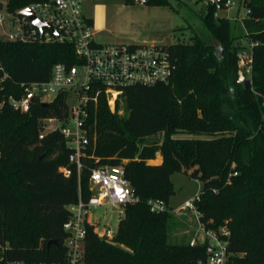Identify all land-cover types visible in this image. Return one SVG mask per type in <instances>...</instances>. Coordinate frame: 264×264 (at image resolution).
Returning a JSON list of instances; mask_svg holds the SVG:
<instances>
[{
  "label": "trees",
  "instance_id": "1",
  "mask_svg": "<svg viewBox=\"0 0 264 264\" xmlns=\"http://www.w3.org/2000/svg\"><path fill=\"white\" fill-rule=\"evenodd\" d=\"M36 1L43 0H6L5 7L14 12ZM240 6L249 10L246 36L257 42L250 86L236 81L240 45L233 44V24L214 18L209 7L201 18L213 41L193 35L189 43L165 45L172 66L167 83L124 87L114 111L105 94L98 96L85 124L79 172L61 131L39 138L41 119L65 117L64 94L47 104L35 99L28 112L7 101L21 95L20 83L47 80L53 64L74 63L72 45L0 40V78L7 75L0 89V264L65 262L67 206L90 196L89 175L100 165L123 166L139 201L123 208L110 240L86 226L82 264H196L205 258V244L165 243L159 226L171 209L153 212L147 204L156 198L168 205L177 172L202 182L194 202L200 221L212 229L228 226L227 264H264V0H241ZM152 135L161 139L149 140ZM157 153L161 160L150 163Z\"/></svg>",
  "mask_w": 264,
  "mask_h": 264
},
{
  "label": "built area",
  "instance_id": "2",
  "mask_svg": "<svg viewBox=\"0 0 264 264\" xmlns=\"http://www.w3.org/2000/svg\"><path fill=\"white\" fill-rule=\"evenodd\" d=\"M131 3L147 5L151 0H126ZM202 2L214 8L215 12L232 7L231 0H192ZM82 0H43L29 3L14 11L8 12L11 29L5 41L21 43H69L74 51V63L58 62L51 67L49 78L45 81L22 82L23 91L19 97H8L10 106L19 112H28L36 99L42 104L51 102L57 95H65L66 115L63 119L43 118V130H59L67 139L74 152L69 161L76 164L78 172L82 164L80 154L88 143L85 124L91 105L95 104L100 94H105L108 104L119 95L124 87L131 85H154L167 83L172 73V66L166 44L162 43H98L94 38L92 20L85 16L81 7ZM5 3L0 12L5 9ZM23 9H29L40 21L52 28L40 29L25 15H19ZM249 10L245 11L247 15ZM0 26L4 19L0 13ZM257 44L252 42L251 47ZM251 62V56L249 57ZM249 69L247 68V71ZM4 73L1 82L6 77ZM238 83L245 81L242 72H238ZM69 96L73 97L69 103ZM68 176L70 170L62 168ZM236 174V172H234ZM90 196L67 206L69 218L63 224L66 248L65 262L54 264H82L84 257V239L86 226L94 225L99 237H112L116 229L99 232L95 222H91L92 208L110 205L123 209L128 204L139 201L135 190L126 177L121 165H100L93 168L89 175ZM198 195L184 203L180 209L190 210L196 215L198 228L202 232L192 238L190 246L205 244L207 255L196 264H227L230 252L228 242L230 230L225 224L217 229L207 228L200 221L195 207ZM147 204L153 212H164L168 205L163 199L150 198ZM7 264H27L24 261H10ZM45 264V263H32Z\"/></svg>",
  "mask_w": 264,
  "mask_h": 264
},
{
  "label": "rangeland",
  "instance_id": "3",
  "mask_svg": "<svg viewBox=\"0 0 264 264\" xmlns=\"http://www.w3.org/2000/svg\"><path fill=\"white\" fill-rule=\"evenodd\" d=\"M0 1L6 3V0ZM240 1L231 0V8L214 12L213 16L227 17L233 24L235 36L233 44L237 42L240 45L237 51L238 69L244 74L245 80H251L252 65L249 57L252 42L246 36L243 22L247 17L245 10L240 6ZM81 7L85 16L92 20L94 38L98 43H189L193 35L213 41L201 18V13L205 14L211 6L202 2L168 0L166 5L149 6L126 0H82ZM0 13L4 19V26H0V40H5L11 29L10 16L6 8ZM117 98L118 96L114 101L112 97L109 99V107L112 111L115 110ZM72 100L73 97L69 96V103ZM122 104L123 102L120 101V106ZM148 139H161V136L152 135ZM161 158V154L157 153L150 163L159 162ZM170 182L174 189V193L168 199L171 211L159 229L164 233L163 241L167 244L189 243L192 238L202 235V232L198 228L196 215L190 210L180 208L186 201L199 194L202 182L178 172L171 175ZM123 214V209L102 205L92 208L90 220L95 222L97 230L101 233L111 228L117 230L119 219ZM112 237L105 239L110 240ZM121 247L125 248L122 245Z\"/></svg>",
  "mask_w": 264,
  "mask_h": 264
},
{
  "label": "water",
  "instance_id": "4",
  "mask_svg": "<svg viewBox=\"0 0 264 264\" xmlns=\"http://www.w3.org/2000/svg\"><path fill=\"white\" fill-rule=\"evenodd\" d=\"M3 8V3L0 1V10ZM25 15L27 18H29L33 24L37 25L40 29L44 28V27H49L52 28L49 24L40 21L29 9H23L19 12V15ZM53 29V28H52ZM244 86H250L251 84V80L250 79H246L244 81Z\"/></svg>",
  "mask_w": 264,
  "mask_h": 264
}]
</instances>
